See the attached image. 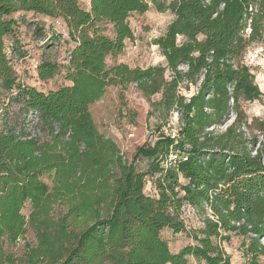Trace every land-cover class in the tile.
Masks as SVG:
<instances>
[{"label":"trees","instance_id":"1","mask_svg":"<svg viewBox=\"0 0 264 264\" xmlns=\"http://www.w3.org/2000/svg\"><path fill=\"white\" fill-rule=\"evenodd\" d=\"M151 6L173 15L154 40L166 65L109 66L134 39L130 16ZM29 14L52 21L43 50L70 44L64 64L43 52L38 80L69 84L43 91L17 70ZM256 45L264 55V0H0V264H231L222 245L232 235L246 264H264V120L246 112L263 94L243 61ZM132 84L161 99L156 131L130 162L91 106ZM174 113L178 142L161 134ZM185 208L201 228L187 230ZM166 229L195 244L172 253Z\"/></svg>","mask_w":264,"mask_h":264},{"label":"rangeland","instance_id":"2","mask_svg":"<svg viewBox=\"0 0 264 264\" xmlns=\"http://www.w3.org/2000/svg\"><path fill=\"white\" fill-rule=\"evenodd\" d=\"M172 20L173 15L170 12L159 13L153 6L143 15L132 14L128 19V23L134 34V39L126 41V48L122 54L115 58L109 57L107 60L108 65L125 63L132 68L140 67L143 69L151 66H165L166 60L161 55L158 47L154 45V40L164 35ZM26 22H28V25L22 29V39L28 51L29 59L23 61L22 66L19 65V72L25 82L43 91L57 89L69 84L63 75L56 76L45 83L40 82L33 70V64L41 59L43 52L45 60L64 64L65 54L70 48V44L57 40L58 42L43 50L47 38H53L56 34L55 31H52V21L46 17L36 20L29 17ZM36 26L41 28L40 32L36 31ZM57 30L61 31L62 28L57 26ZM112 32V27L109 26L105 34L112 37ZM50 42L51 40H47L46 44ZM243 61L252 70L255 81L263 94L260 101L246 105V112L251 118L258 117L264 120V55L260 46H253L247 52ZM160 99L161 95H157L152 100L147 99L137 89L136 85L132 84L128 86L126 91H122L118 87H110L106 96L92 107V114L99 130L116 141L130 162L133 161L137 149L145 145L156 131L159 124L158 113L157 115H151L153 112L151 104ZM2 102L4 100L0 98V120ZM1 125L0 121V128L3 127ZM226 126L220 129L224 130ZM164 128L167 129L168 125ZM146 164L147 160L136 163L139 170H143ZM145 191L148 194H154L150 184H147ZM182 218L185 221L187 230L190 232L202 227L200 216L190 208L183 210ZM162 237L168 242L172 253H178L184 247L195 244L188 234H174L169 229L163 231ZM28 239L29 241L33 240L31 234ZM262 242L264 244V240ZM243 243V238L238 235H232L228 242L223 243L222 246L230 256L231 264H246ZM21 248H23V242L19 243L14 251L19 253ZM191 264L199 263L192 260Z\"/></svg>","mask_w":264,"mask_h":264},{"label":"built area","instance_id":"3","mask_svg":"<svg viewBox=\"0 0 264 264\" xmlns=\"http://www.w3.org/2000/svg\"><path fill=\"white\" fill-rule=\"evenodd\" d=\"M79 3L82 5H89V0H79ZM58 26H60V25L58 24ZM61 31H63V33H64L63 28ZM28 59H29V54H27V56L23 60H20L18 62V64H17V70L18 71H20L19 65L23 64V61H27ZM37 68H38V61L33 64V70L35 71L36 74H37ZM180 129H181V124L179 121V114L174 113L173 117H172V121L168 125V128L162 129L161 134H165L166 136H168L169 138H171L175 142H178L180 139Z\"/></svg>","mask_w":264,"mask_h":264},{"label":"crops","instance_id":"4","mask_svg":"<svg viewBox=\"0 0 264 264\" xmlns=\"http://www.w3.org/2000/svg\"><path fill=\"white\" fill-rule=\"evenodd\" d=\"M28 17H31V18H32V15L29 14ZM22 29H23V27H22ZM22 29H21V31H22ZM22 36H23V31H22ZM97 103H98V102H97ZM95 104H96V103H95ZM93 106H94V105L91 106V112H92V107H93ZM92 115H93V114H92ZM93 118H94V116H93ZM94 120H95V119H94Z\"/></svg>","mask_w":264,"mask_h":264}]
</instances>
